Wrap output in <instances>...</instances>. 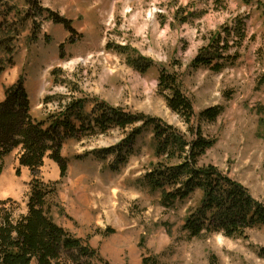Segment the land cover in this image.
I'll return each mask as SVG.
<instances>
[{
  "label": "rangeland",
  "instance_id": "1",
  "mask_svg": "<svg viewBox=\"0 0 264 264\" xmlns=\"http://www.w3.org/2000/svg\"><path fill=\"white\" fill-rule=\"evenodd\" d=\"M20 11V2L5 0ZM41 7L69 22L47 20L36 42L29 43L30 22L16 42L14 65L0 76L5 89L22 76L32 112L44 116L71 98L103 102L132 114L160 119L186 133L180 116L159 92L163 69L175 72L195 113L220 109L202 131L214 145L200 163L212 165L246 188L264 206V0H39ZM226 48L220 72L191 68L209 44ZM1 56V54H0ZM145 65L136 69L131 62ZM48 98L50 101L44 104ZM89 109V106L87 107ZM124 132L68 140L62 155L69 168L59 178L57 165L46 159L45 182H58L57 206L51 217L97 253L94 264H264V226L245 237L220 233L189 237L183 230L188 214L199 206L200 193L167 209L151 193L143 176L156 162L151 135L144 132L134 153L118 171L95 159L93 150L116 145ZM0 177V201L16 202L14 216L24 213L29 173L17 169V155L6 157ZM113 233L104 236L105 229ZM143 240V245L139 243ZM32 264H35L34 262Z\"/></svg>",
  "mask_w": 264,
  "mask_h": 264
},
{
  "label": "trees",
  "instance_id": "2",
  "mask_svg": "<svg viewBox=\"0 0 264 264\" xmlns=\"http://www.w3.org/2000/svg\"><path fill=\"white\" fill-rule=\"evenodd\" d=\"M20 2V11L5 0H0V76L14 65L16 42L24 24L30 22L29 43L36 42L40 26L38 20L70 28L69 22L41 7L39 0H11ZM209 44L191 63V68L207 67L220 72L229 56L220 53L224 46ZM132 66L145 65L133 60ZM181 78L175 72L162 68L158 76V90L167 107L181 117L186 133L158 118L132 114L103 102H88L71 98L59 104L54 113L37 119L31 115V104L22 76L4 89L0 101V175L7 156L17 155V169L29 172L28 193L24 213L14 216L15 201H0V264H94L95 250L87 241L75 237L55 223L51 217L57 206L58 182H45L41 169L46 159L55 163L59 178L68 172V160L62 148L68 140L81 141L108 134L117 129L123 139L114 146L90 152L95 159H111L107 165L118 171L134 153L135 141L148 131L151 135L156 162L146 171L143 181L153 194H159V203L170 209L194 192L200 193L199 206L190 212L183 225L189 237L220 233L228 238L245 237L246 231L264 226V206L252 199L248 190L212 165L201 164L202 157L214 145V140L203 134L202 122L211 123L220 109L210 107L195 113L191 101L182 90ZM50 100L45 98L43 103ZM89 106V109L87 107ZM107 228L100 234L107 236ZM143 245V240L139 243ZM260 255L264 257V248ZM142 264H156L143 258Z\"/></svg>",
  "mask_w": 264,
  "mask_h": 264
},
{
  "label": "crops",
  "instance_id": "3",
  "mask_svg": "<svg viewBox=\"0 0 264 264\" xmlns=\"http://www.w3.org/2000/svg\"><path fill=\"white\" fill-rule=\"evenodd\" d=\"M4 98V89H1L0 88V101ZM31 115L37 119H42L44 118V114H42V112H38L37 115H35L33 112H32V108H31ZM56 165V164H55ZM22 169H25V168H22ZM27 170V169H26ZM28 171V170H27ZM29 173V172H28ZM2 174V173H1ZM1 177V175H0Z\"/></svg>",
  "mask_w": 264,
  "mask_h": 264
}]
</instances>
